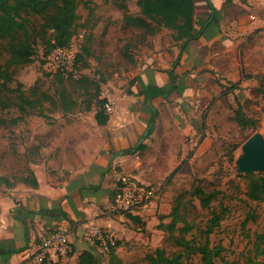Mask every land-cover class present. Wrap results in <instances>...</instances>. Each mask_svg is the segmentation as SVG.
Masks as SVG:
<instances>
[{"label":"rangeland","instance_id":"1","mask_svg":"<svg viewBox=\"0 0 264 264\" xmlns=\"http://www.w3.org/2000/svg\"><path fill=\"white\" fill-rule=\"evenodd\" d=\"M124 1L130 14L140 15L137 0ZM231 5V0H226L223 10ZM251 5L248 11L264 19V5ZM77 12L74 40L84 44L85 38L91 36V54L86 65L84 61L80 63L78 75L97 80L100 96L109 94L113 102L115 89H124L156 43L174 41L169 29L160 28L155 35H147L141 29L125 25L122 10L112 0H82ZM228 14L229 10L225 16ZM40 22V19L34 21L37 27ZM223 29L222 39L213 44L208 54L207 75L196 84L194 98L184 103L188 108H196V118L191 117L194 135H185L181 141L172 130L171 136L166 138V122L163 121L159 137L154 132L145 139V148L139 155L146 181L159 188L161 196L171 188L168 193L171 207L176 204V197L185 192L180 208L193 225L188 238L200 241L215 211L223 216L208 241L211 247L222 248V259H218L217 264H259L262 256L255 253L254 242L256 233L264 234V201L251 200L246 192L247 177L264 175V172L239 169L236 160L252 135L259 133L264 138V26L245 32L243 26L223 22ZM36 40L30 61L9 69L14 70V75L8 86L14 88L19 82L26 95L34 84L49 93H53L55 87V77L47 63V47L38 37ZM4 43L5 40L0 39L1 66L7 64L9 57ZM233 83L238 85L233 87ZM0 98L14 102L16 93L4 90ZM77 99L81 102V98ZM238 104L252 122L247 127L235 120ZM43 111L48 118L36 111L21 113L14 105L0 107V176L6 179L0 183L1 205L7 204L8 197L14 199L15 204L20 202L15 199L19 198V193H25L27 186L21 181L22 176L33 173L37 180L49 184L61 182L72 170L89 165L106 138L104 129L94 119V107L86 111L80 103L72 113L63 114L44 103ZM14 118L18 119L16 124L11 123ZM162 136L164 139L159 141ZM196 181L206 191L218 190L217 199L210 207H202L191 194ZM169 220L165 218L163 222ZM144 226L145 223L139 224L141 228ZM155 239L156 246L164 248L169 255L179 249L165 231L156 232ZM122 247L125 254L131 256L128 252L132 248ZM143 247L147 249L129 257L124 264H148L146 254L157 247L137 245L136 250ZM99 256L105 264L107 254L99 253ZM184 263L200 264L199 255L190 256Z\"/></svg>","mask_w":264,"mask_h":264},{"label":"crops","instance_id":"2","mask_svg":"<svg viewBox=\"0 0 264 264\" xmlns=\"http://www.w3.org/2000/svg\"><path fill=\"white\" fill-rule=\"evenodd\" d=\"M225 1L210 0L213 6V9H210L205 0H194V32L203 24V34L188 41L185 46L180 45L181 41H167L163 45L157 42L154 49L144 56L143 64L132 74L130 80L135 78V83L126 84L123 90L115 89L112 94L115 110L109 115L106 124L100 125L106 133V138L89 165L72 170L61 182L43 184L37 180V187L27 185L25 193H19V198L15 196V201H20L18 204L9 197L6 205L0 204V249L17 250L14 253L0 251V264H29L23 258L22 250L33 246L41 233L57 228L68 230L71 247V251L62 261L63 264H78V256L86 249H92L99 255L100 252L96 248H90L82 240L90 224L105 228L120 242L115 252L123 264L137 252L147 249L143 247L136 250L137 245L150 244L153 248L157 247L155 233L162 232L157 229V224L159 217L169 214L171 210V195L168 194L171 188L162 192V196L157 200L130 212L137 218V223L113 206L115 178L119 173H130L148 183L140 161L139 153L142 150H134L140 144V138L144 137V141L154 132L159 137L160 124L163 121L166 122V138L171 136L172 130L178 133L181 141L185 135H194L191 117L196 118V108H188L184 103L195 95V86L199 79L207 75L210 62L208 54L210 55L213 44L223 37V22L243 26L245 32L264 26L263 18L248 11L252 3L264 5V0H231L232 5L223 10ZM234 7L236 10H233ZM211 10L212 16H215L213 21L208 18L209 14L211 16ZM227 10L229 14L225 16ZM179 53L180 59L175 64ZM170 71L176 77L177 90L167 93L171 85L168 74ZM148 86L160 89L162 94L145 98L141 92ZM128 89L132 93H128ZM154 110H157V116L152 132L146 137L148 122ZM164 136L159 141L164 139ZM143 141L141 143L144 144ZM130 149H133V153H125ZM118 152L122 153L113 158L109 174L104 173L108 159ZM92 185L97 186V189H92ZM57 210L63 212L66 217ZM140 223H145V226L139 227ZM124 245L132 248L128 252L131 256L125 254L122 247Z\"/></svg>","mask_w":264,"mask_h":264},{"label":"trees","instance_id":"3","mask_svg":"<svg viewBox=\"0 0 264 264\" xmlns=\"http://www.w3.org/2000/svg\"><path fill=\"white\" fill-rule=\"evenodd\" d=\"M80 1L82 0H0V39L5 40L4 50L9 54L7 64L5 66L0 65V92L7 90L16 93V101L14 102L9 100L8 102L0 98V107L14 105L21 113L36 111L38 115L48 118L49 116L43 111L44 103L56 107L63 114L73 112L80 103H83L86 111H90L94 107V119L98 125L106 124L109 119V115L104 112L103 108L106 100L100 97L99 82L88 76L72 79L61 74H55L53 93L41 90L37 84L31 86L29 95H26L22 89V84L19 82L14 88L8 86V83L13 81L14 75V70H9L10 67L30 61L34 55L33 44L37 41L36 37L44 44L45 48L47 47V52L53 45L65 46L71 42L75 36V28L79 19L77 8ZM112 1L122 10V20L125 25L141 29L147 35H155L160 28L169 29L172 31L173 40L181 41L180 45L185 46L188 41L200 37L205 30V28L202 30L203 24H201L198 31L194 32V0H137L140 15L136 16L129 13L124 0ZM205 1L209 8L213 9L210 0ZM38 19L41 22L37 27L34 21ZM214 19L213 14L212 21ZM90 42L91 36L89 35L85 38V43L80 44L76 56L77 70H80L82 61L86 65L87 58L91 54ZM179 59L180 53L174 63L176 64ZM168 74L171 85L167 93L177 90L176 77L172 74V71ZM135 81L136 79L132 78L129 85H133ZM231 85L236 87L238 84L233 83ZM127 91L132 93L130 89ZM75 93H78L79 96ZM141 94L145 98H150L162 94V91L153 86H148L144 91L142 90ZM77 97L81 98V102ZM93 100H96V102ZM156 116L157 110H154L148 122L149 128L146 137L152 132ZM235 120L242 127H247L252 123L246 117L240 104L235 110ZM17 121V118L11 119L12 124H16ZM144 147L145 145L140 143L134 152L143 150ZM125 153H133V149L125 151ZM173 172L174 170L170 176ZM247 178L246 196L254 201H264V175L258 174ZM20 179L33 188L39 185L33 173L22 176ZM5 180L4 177L0 176V183ZM91 188L97 189V186L92 185ZM218 193V190L206 191L197 181L194 182L191 189V194L198 199L200 205L204 208L210 207L212 201L217 199ZM184 194L185 192L176 197V204L171 207L169 214L160 216L157 224V229L165 231L168 238L179 249L169 255L164 248L157 247L146 254L148 264H185V259L195 254L199 255L200 264H217V260L222 259V248L211 247L208 236L219 225L223 214L212 211V216L205 230H203L200 241H196L194 237L188 238L187 234L193 229V225L188 222L180 208ZM57 212L66 217L63 212L58 210ZM125 213L131 221H138L135 216L128 212ZM165 218H170V220L163 222ZM176 233L178 234L176 235ZM119 244L120 242L116 241L115 246L111 247L106 253V264H123L121 258L115 252V248ZM254 249L257 255L262 256L259 264H264V234H255ZM0 251L14 253L17 250L0 249ZM78 264H102V259L94 250L86 249L78 256Z\"/></svg>","mask_w":264,"mask_h":264},{"label":"built area","instance_id":"4","mask_svg":"<svg viewBox=\"0 0 264 264\" xmlns=\"http://www.w3.org/2000/svg\"><path fill=\"white\" fill-rule=\"evenodd\" d=\"M80 44L74 37L65 46L53 45L46 58L53 74H61L65 77L78 79L76 68V56ZM105 99L104 112L111 115L114 112V102L109 94L100 96ZM160 189L156 186L141 181L130 173H119L115 178L113 206L121 212H132L136 208L157 200L160 197ZM68 230L54 229L41 233L33 246L22 250L23 258L29 264H63V259L71 251ZM82 240L90 247L96 248L100 253H107L116 244L114 235L103 227L90 224Z\"/></svg>","mask_w":264,"mask_h":264},{"label":"water","instance_id":"5","mask_svg":"<svg viewBox=\"0 0 264 264\" xmlns=\"http://www.w3.org/2000/svg\"><path fill=\"white\" fill-rule=\"evenodd\" d=\"M212 13L213 12L211 10V16L209 20L212 19ZM146 134L147 132L144 133V136H146ZM143 138L144 137L140 138L139 143L143 141ZM121 153L122 152L115 153L108 159L104 173H106L109 170L113 158H115L118 154ZM236 164L239 167V169L242 170H258L264 172V138L261 134L256 133L252 135L243 144L242 153L238 156L236 160Z\"/></svg>","mask_w":264,"mask_h":264}]
</instances>
